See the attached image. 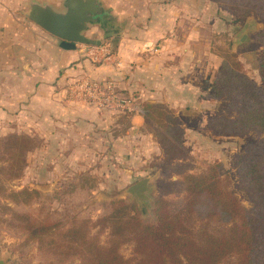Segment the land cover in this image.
Returning a JSON list of instances; mask_svg holds the SVG:
<instances>
[{
    "label": "rangeland",
    "instance_id": "obj_1",
    "mask_svg": "<svg viewBox=\"0 0 264 264\" xmlns=\"http://www.w3.org/2000/svg\"><path fill=\"white\" fill-rule=\"evenodd\" d=\"M107 7L113 8L112 18L108 22L110 31L119 32L124 23L146 22L147 13L133 12L138 0H103ZM29 0H0V56L6 54V5L16 16L22 9H28ZM187 21L194 19V7L202 6L203 13H196L197 27L202 32L198 50L203 54L212 53L211 60L205 59L195 65L194 72L201 92L190 95L182 106L174 108L165 103L139 101L141 107L147 103L161 105V110L169 114L180 124L183 147L187 151L184 159L170 161L164 153L156 130L157 123H144L141 130L130 129V115L122 113L116 116L115 124L104 129H97L96 135L68 143L64 151L71 149L75 158H41L39 152L45 146L33 134H28L27 127L8 126L6 124V89L0 88V261L2 264H84L81 240L73 239V226L87 231L89 239L105 246L112 240L110 228L98 221L112 211V202L124 199L135 206L134 212L146 222L156 220L155 202L159 195L172 205L183 202L185 191L182 176L173 172L172 167L181 165L185 173L195 175L208 171L210 166L218 165L222 182L236 195L243 206L250 209L253 202L250 194L239 187L237 173L238 161L246 155L251 144L259 142L264 134L250 130L245 134L218 133L210 128L208 122L213 117L235 119L241 105L235 95L220 99L209 98L211 83L221 70L223 61L229 57L239 65L241 71L261 90H264L259 69V58L264 46L258 35L264 33V16L250 14L240 16L212 0H186ZM191 9V11H190ZM199 12V11H198ZM115 17V18H114ZM122 18V20L118 19ZM144 19H142V18ZM194 21V20H193ZM250 24L244 41L234 42L235 35ZM28 27L39 28L26 18ZM36 25V26H35ZM106 31L101 25H92L86 32L88 37L102 39L114 51L115 36L104 38ZM87 54L89 44H78ZM83 54V55H84ZM6 66L0 60V68ZM221 72V71H220ZM6 80V75L2 76ZM2 80V79H0ZM6 82V81H5ZM3 86V85H2ZM152 112V111H151ZM158 119V118H157ZM165 119V118H164ZM166 121V120H165ZM28 135L35 139L37 147L21 152L25 165L20 176L9 178V164L12 156L19 157V150L10 142L11 136ZM122 140L115 141L114 138ZM89 140V142H87ZM43 162L40 163L39 160ZM150 177L152 200L149 206H141L136 198L127 194V188L135 182ZM170 184V185H167ZM3 187L6 189L3 194ZM23 188L37 189L39 194L30 204H16L6 197L10 190ZM11 210H6V205ZM13 211L26 215L17 219ZM49 223L52 231L41 236V240L30 237L32 231L26 228L28 223ZM212 223L214 230L227 227ZM71 231V232H70ZM120 252L132 259L133 243L123 244Z\"/></svg>",
    "mask_w": 264,
    "mask_h": 264
},
{
    "label": "trees",
    "instance_id": "obj_2",
    "mask_svg": "<svg viewBox=\"0 0 264 264\" xmlns=\"http://www.w3.org/2000/svg\"><path fill=\"white\" fill-rule=\"evenodd\" d=\"M212 1L243 17L264 16V0ZM103 20L100 23L106 28L108 21ZM258 40L264 46V33L258 35ZM227 59L210 85L209 98L235 95L241 102L239 113L235 119L210 118L208 124L218 133L245 134L256 130L264 134V90L237 63L232 60L230 64ZM259 69L264 81V50L260 54ZM161 107L147 103L142 108L144 119L157 123L156 136L169 160L184 159L187 151L183 147L180 124L169 114L165 115ZM9 140L19 150V157L13 155L9 164V178H13L20 176L25 165L21 152L30 151L37 143L28 135L11 136ZM181 167L176 164L172 169L182 176L185 198L172 205L159 195L155 202V221H143L134 212L133 204L119 199L112 202L111 213L98 220L110 228L112 240L108 245L89 239L84 228L73 226V234L70 231L69 235L81 240L84 264H132V259L120 252L121 246L128 242L133 243L136 264H264V138L251 144L237 164L239 187L250 194L254 204L250 209L226 188L218 165L210 166L199 175L185 173ZM5 190L3 187V196ZM38 194L37 189L23 188L10 190L6 197L16 204H30ZM6 210L11 207L6 205ZM13 213L17 219L26 217ZM212 223L230 225L214 230ZM26 228L32 231L30 237L38 241L52 231L49 223L42 222L28 223Z\"/></svg>",
    "mask_w": 264,
    "mask_h": 264
},
{
    "label": "crops",
    "instance_id": "obj_3",
    "mask_svg": "<svg viewBox=\"0 0 264 264\" xmlns=\"http://www.w3.org/2000/svg\"><path fill=\"white\" fill-rule=\"evenodd\" d=\"M39 1L60 9L64 0ZM138 2L144 4L133 12L147 13V21L124 23L114 35V56L101 63L84 54L80 43L71 44L38 25L41 29L28 27L26 9L16 16L6 5V54L0 56L6 62L0 68V88L6 89V124L26 126L28 134L46 143L39 152L41 158H75L71 149L64 151L68 143L84 142L97 129L115 124L116 116L122 114L71 98L70 84L78 78L112 80L120 93L134 97L137 107L127 114L130 129L136 131L146 123L140 100L177 108L189 95L194 98L201 92L193 70L195 64L213 56L198 50L202 32L195 20L196 13H203L202 6L194 7V21H187L186 0ZM107 9L112 15L113 8ZM5 75L6 80L1 78Z\"/></svg>",
    "mask_w": 264,
    "mask_h": 264
},
{
    "label": "water",
    "instance_id": "obj_4",
    "mask_svg": "<svg viewBox=\"0 0 264 264\" xmlns=\"http://www.w3.org/2000/svg\"><path fill=\"white\" fill-rule=\"evenodd\" d=\"M103 14L111 15V9H104L101 0H64L60 9L46 1L29 0L28 9L24 12L26 18L49 32L50 34L70 43L100 45L102 39L88 37L86 32L92 25L100 24ZM250 29L248 21L235 35L234 42L244 41ZM114 31L104 34V38L114 36ZM150 177H145L130 185L126 192L136 198L142 206H149L152 197ZM0 264L2 262L0 261Z\"/></svg>",
    "mask_w": 264,
    "mask_h": 264
},
{
    "label": "built area",
    "instance_id": "obj_5",
    "mask_svg": "<svg viewBox=\"0 0 264 264\" xmlns=\"http://www.w3.org/2000/svg\"><path fill=\"white\" fill-rule=\"evenodd\" d=\"M91 60L101 63L114 56L109 44L90 45L86 54ZM71 98L98 107L101 110L131 113L137 102L134 97L120 93L112 80H96L88 76L74 80L69 87Z\"/></svg>",
    "mask_w": 264,
    "mask_h": 264
},
{
    "label": "flooded vegetation",
    "instance_id": "obj_6",
    "mask_svg": "<svg viewBox=\"0 0 264 264\" xmlns=\"http://www.w3.org/2000/svg\"><path fill=\"white\" fill-rule=\"evenodd\" d=\"M100 14L102 15V21H104L103 19L104 18H106V21H110L108 18H109V16L108 15H105V14H103V11L102 12H100ZM108 22H107V26H106V28L102 25V23H100V25H101V27H102V29H104L106 32H109L110 30H109V27L110 26H108L109 24H108Z\"/></svg>",
    "mask_w": 264,
    "mask_h": 264
}]
</instances>
